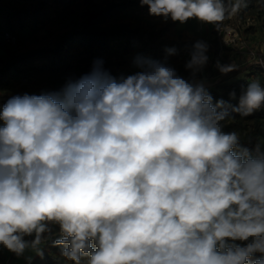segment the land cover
<instances>
[{
    "label": "clouds",
    "instance_id": "9594fccd",
    "mask_svg": "<svg viewBox=\"0 0 264 264\" xmlns=\"http://www.w3.org/2000/svg\"><path fill=\"white\" fill-rule=\"evenodd\" d=\"M139 3L181 24L218 26L227 11L224 0ZM208 50L193 45L189 78L138 56L117 79L97 59L59 90L3 103L0 247L42 256L58 227L54 244L74 264H264V145L224 131L233 113L264 108V86L236 105L215 100L196 79Z\"/></svg>",
    "mask_w": 264,
    "mask_h": 264
},
{
    "label": "trees",
    "instance_id": "16d2710c",
    "mask_svg": "<svg viewBox=\"0 0 264 264\" xmlns=\"http://www.w3.org/2000/svg\"><path fill=\"white\" fill-rule=\"evenodd\" d=\"M79 0H20L11 3L8 8L0 6V42L8 32L17 37L27 31L39 32L54 27L60 21L62 29L53 33L51 40L42 39L28 48L26 52L10 49L0 57V91L7 87L31 85L33 89L26 93L41 94L56 91L65 81L60 79L66 74L77 73L84 65L93 64L97 59L104 62V67L117 79L128 76V56H141L166 62L185 78L190 73L185 70V63L190 58L193 45L198 41L186 30H178L177 22L171 19L149 15L147 6H141L139 0H106L97 9L85 8L80 15L71 6ZM84 7L90 0H85ZM229 4L230 0H224ZM242 7L244 16H257L264 24V0H235ZM74 16V17H73ZM155 21V22H153ZM169 49L175 54L169 55ZM122 56H116L117 51ZM244 53L236 48L224 46L216 40L212 57L207 66L197 76V80L220 76L217 63L230 65ZM247 53V52H246ZM264 62V56L262 57ZM256 64V63H255ZM245 77L234 81L217 84L208 91L215 100L223 99L232 105L238 104L239 98H230V93H242L257 78L264 86V66L249 65ZM88 73V72H87ZM86 73H80L79 77ZM11 95H0V106ZM240 121L239 128L246 127L245 121L259 123L264 119V108L243 117L233 113ZM225 131H233L225 128ZM253 149L251 145H244ZM60 238L58 227H53L50 237L43 246V255H35L26 264H74L61 255V247L54 241Z\"/></svg>",
    "mask_w": 264,
    "mask_h": 264
},
{
    "label": "rangeland",
    "instance_id": "374dc122",
    "mask_svg": "<svg viewBox=\"0 0 264 264\" xmlns=\"http://www.w3.org/2000/svg\"><path fill=\"white\" fill-rule=\"evenodd\" d=\"M18 1L20 0H0V6L8 8L11 3H16ZM105 1L106 0H90L89 5L84 7V3L86 1L79 0L73 3L71 7L75 9L74 11L78 14L77 16H80L86 10L85 8L97 9L103 6V4H105ZM225 5L227 9L226 16L225 19L218 26L205 24L196 19H190L183 24L177 22L178 30H186L190 34L195 36L198 41H205L208 44L209 50L207 55L209 57H212V50L215 48L216 40H220L218 31L222 28V26H231L238 29L239 37L243 40L245 45L249 46V52L242 53L236 59V61L231 64L236 66L234 71H231L227 74H221L220 76L213 78L202 77L198 79L199 81H202L205 84V87L208 90L213 88L217 84L223 83L225 81H234L239 78L245 77L248 73V66L256 65V61H258V59L264 56V24L262 19L258 20L257 16L255 17L253 15L244 16L242 7L238 5L235 0H230L229 4ZM56 22L58 24L54 27L42 29L39 32L27 31L25 34H21L19 36V43L15 46L7 45L1 41L0 57L5 56L6 51L8 49L15 52L23 53L26 52L28 48L34 46L35 43H37L39 40H51L53 33H56L59 31L58 29L61 30L63 28L60 21ZM250 52H253L255 54L256 59L252 57V54ZM116 56H122L121 51L118 50L116 52ZM127 59L129 61L128 75L134 74L139 70L133 63L135 58L133 57V55H130L127 57ZM262 63V65L264 66V62ZM92 65L93 64L84 65L77 73L66 74L60 80L65 81L69 77H74L80 73L90 72ZM255 81L261 84L260 80H258L257 78L255 79ZM32 89L33 87L31 85L22 84L17 88L13 86L7 87L5 88V90L0 91V95L7 94L13 96L17 94H24L28 91H31ZM235 94L238 98L241 95V93ZM239 124L240 121L238 119H232L225 123L224 129L230 128L233 131H236L240 135V143L242 146L248 144L251 145V147L253 146L254 148L257 144L264 145V119L261 120L259 123L245 121L246 127H244L243 129L239 128ZM46 242L42 245V250ZM35 255V253L29 251L26 252L24 256L17 257L15 254L9 252L3 247H0V264H26V261Z\"/></svg>",
    "mask_w": 264,
    "mask_h": 264
},
{
    "label": "built area",
    "instance_id": "2783aa9c",
    "mask_svg": "<svg viewBox=\"0 0 264 264\" xmlns=\"http://www.w3.org/2000/svg\"><path fill=\"white\" fill-rule=\"evenodd\" d=\"M218 32H219L218 33L219 39L224 46L236 48L240 51L247 52V53L249 52L248 51L249 46L245 45L243 40L239 37L238 29H236L235 27L222 26V28ZM2 42L7 45H12V46H15L18 44L17 37L8 32H6L3 35ZM250 53L252 54V57L256 59L255 54L253 52H250ZM256 62L257 64H261V65L263 64L262 58L258 59V61ZM257 256H259V254H257Z\"/></svg>",
    "mask_w": 264,
    "mask_h": 264
}]
</instances>
